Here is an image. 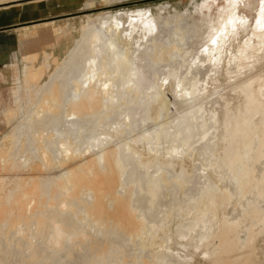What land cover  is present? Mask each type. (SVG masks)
I'll use <instances>...</instances> for the list:
<instances>
[{
	"label": "bare ground",
	"instance_id": "1",
	"mask_svg": "<svg viewBox=\"0 0 264 264\" xmlns=\"http://www.w3.org/2000/svg\"><path fill=\"white\" fill-rule=\"evenodd\" d=\"M241 1L253 20L234 11L216 31L180 14L169 26L102 21L81 33L85 63H63L81 65L65 96L47 63L68 35L23 41L19 108L32 141H0L2 264H264V11ZM227 62L225 85L243 102L206 116L208 79ZM63 110L79 137L97 134L76 144L58 123L47 129ZM184 154L193 168L175 170Z\"/></svg>",
	"mask_w": 264,
	"mask_h": 264
},
{
	"label": "rangeland",
	"instance_id": "2",
	"mask_svg": "<svg viewBox=\"0 0 264 264\" xmlns=\"http://www.w3.org/2000/svg\"><path fill=\"white\" fill-rule=\"evenodd\" d=\"M234 1L233 5L229 0H0V72L2 73H0V141H2L3 136L7 135L14 138V133L17 134L19 139L23 138V141L27 143L32 141L31 136L27 137L26 123L20 118L22 111L19 108L25 101L22 85L21 49L23 48V41H26V39L34 37L40 40L54 39L58 38L59 35H68V37L60 39V45L64 49L60 62L56 65L52 62L47 63L48 80L55 77L65 96L69 88L73 86V80L80 74V66L85 63L88 55L81 40V33L89 34L102 21L116 18L124 23L126 29L129 28L131 18L152 15L161 17L163 23L169 26V21L180 14L182 22L186 25L194 20L198 21L199 24L213 26V31H216L218 27L217 20L220 18L223 20V17L230 16L234 11H237L243 20L245 17L253 20L256 8L242 5L243 1L241 0ZM261 1L257 0L255 4L258 6ZM238 29L239 42L247 36L242 37V30L241 28ZM204 43H206L204 39H198L196 45L202 46ZM224 48L228 56L227 60L231 61L233 67L238 50L233 47L229 51L227 44ZM65 61L67 65H72L75 61L81 65L78 64L77 67H72L69 70L67 65L63 66ZM59 64L62 65L60 70H58ZM229 66V62L225 64V67L224 65L221 66L223 75L216 73L208 79V92L202 100V107H205L203 112L206 116L209 114V116H212L217 112L219 118L222 119L224 109H226L225 102L231 103L229 109L243 102V96L240 93L233 92L225 85L226 70ZM262 74L264 77V65L262 66ZM172 84L173 82L166 87L168 89L167 96L170 98L173 94ZM173 102L175 101H172V104L175 105H172L171 108L175 109L177 103ZM23 108L28 109V106L23 105ZM9 109L15 113V119L10 122L6 118V112ZM55 118H57V121H46L48 120L46 119L43 124L47 129H51L58 123V128L65 129V136H68L69 133L72 134V141L76 144L82 139H87L89 135L97 134L96 129L91 131L82 129L83 137H79L76 132L79 121L74 118L67 119L64 110L60 111ZM81 126L85 127L84 125ZM197 144L199 143L193 144L189 149V153ZM31 154L32 151L29 152V156ZM49 155H51V152H49ZM180 158L174 162L175 170H179L180 165L187 170L193 168L191 155L187 157L184 154ZM168 170L171 171L170 168ZM41 186L43 192L46 191L47 180L44 178L41 180ZM10 187H12V184H9L7 189ZM3 251L8 256L14 253L8 248H4ZM1 255L2 249H0V264H2Z\"/></svg>",
	"mask_w": 264,
	"mask_h": 264
},
{
	"label": "snow or ice",
	"instance_id": "3",
	"mask_svg": "<svg viewBox=\"0 0 264 264\" xmlns=\"http://www.w3.org/2000/svg\"><path fill=\"white\" fill-rule=\"evenodd\" d=\"M262 11H264V0H262ZM262 27H264V25H262ZM215 42V41H213Z\"/></svg>",
	"mask_w": 264,
	"mask_h": 264
}]
</instances>
